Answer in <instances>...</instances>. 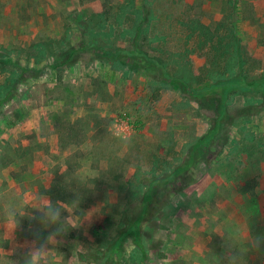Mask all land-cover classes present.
Masks as SVG:
<instances>
[{
	"label": "rangeland",
	"instance_id": "374dc122",
	"mask_svg": "<svg viewBox=\"0 0 264 264\" xmlns=\"http://www.w3.org/2000/svg\"><path fill=\"white\" fill-rule=\"evenodd\" d=\"M224 1L0 0V210L13 197L22 207L38 194L78 200L79 223L57 238L49 264H184L188 243L229 255L223 231L264 237V100L233 97L231 118L197 145L207 162L191 164L194 182L182 192L168 184L155 219L139 221L147 178L182 164L214 114L132 59L101 58L131 48L140 27L156 35L152 46L181 51L180 19L211 24ZM236 1L237 32L256 67L250 80L264 73V0ZM86 142L110 164L90 186L69 179L73 149ZM5 223L0 215V238ZM56 227L28 209L0 264L4 252L20 261ZM246 264H264V244L249 249Z\"/></svg>",
	"mask_w": 264,
	"mask_h": 264
},
{
	"label": "trees",
	"instance_id": "16d2710c",
	"mask_svg": "<svg viewBox=\"0 0 264 264\" xmlns=\"http://www.w3.org/2000/svg\"><path fill=\"white\" fill-rule=\"evenodd\" d=\"M224 3L221 18L211 24L204 23L199 15L180 19L185 42L181 51L170 53L162 46H152L150 40L154 36L157 38L156 35L142 32L140 27L131 39V48L115 47L114 51L105 50L101 55V58L109 59L112 63L121 58L132 59L138 68L150 70L153 78L162 76L163 81L178 88L186 100H193L214 114L210 132L200 137L196 146L189 148L182 164L147 178L146 190L136 212L139 221L155 219V213L162 205L160 199L168 196L166 193L161 194L168 184L177 183V190L182 192L185 185L194 182L195 177L189 175L191 164L207 162L206 151L197 145L200 141L215 139V132L222 126L220 120L226 122L230 117L227 107L233 97L242 95L252 101L264 100V73L252 75V79H248L256 67L249 61L252 58L243 49L237 32V1L225 0ZM150 16L149 12L143 20L146 25L149 24ZM76 60H81V57ZM130 230L131 224H128L121 233H129Z\"/></svg>",
	"mask_w": 264,
	"mask_h": 264
},
{
	"label": "clouds",
	"instance_id": "9594fccd",
	"mask_svg": "<svg viewBox=\"0 0 264 264\" xmlns=\"http://www.w3.org/2000/svg\"><path fill=\"white\" fill-rule=\"evenodd\" d=\"M73 151L78 155L75 159L69 161L72 164L70 180L74 179L81 185L90 186L101 171H107L110 168L108 160L99 155L98 146L94 143L86 142L75 147ZM81 153L84 155L81 156ZM66 167L67 164L62 170H65ZM32 208H35L39 213V221L42 226L56 225L57 227L48 234L43 244H40L34 250L28 251L20 261L11 260L3 250L5 264H49L50 259L56 258L54 253H51V249H54V245L58 243L57 238L65 234L69 228L76 227L79 223V220L75 222L79 218L78 200L76 199L69 202H52L38 194L31 204L22 207L18 199L13 197L0 210V215L6 222V234L0 238V248L3 249L4 244L10 241V233L18 225L19 217ZM62 210H66L69 215L62 217ZM223 233L225 243L231 250L229 255L218 256L210 249L203 247L202 244L197 249L188 243L184 245V264H246V253L249 249L264 244V237L246 234V229L239 234L225 231ZM45 244L53 247L46 249Z\"/></svg>",
	"mask_w": 264,
	"mask_h": 264
}]
</instances>
